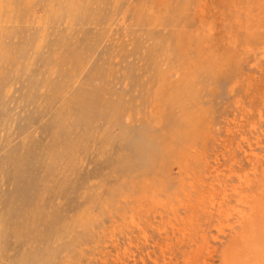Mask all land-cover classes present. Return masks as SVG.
<instances>
[{
	"label": "rangeland",
	"instance_id": "obj_1",
	"mask_svg": "<svg viewBox=\"0 0 264 264\" xmlns=\"http://www.w3.org/2000/svg\"><path fill=\"white\" fill-rule=\"evenodd\" d=\"M0 5V264H219L218 216L179 202L264 145V0Z\"/></svg>",
	"mask_w": 264,
	"mask_h": 264
},
{
	"label": "bare ground",
	"instance_id": "obj_2",
	"mask_svg": "<svg viewBox=\"0 0 264 264\" xmlns=\"http://www.w3.org/2000/svg\"><path fill=\"white\" fill-rule=\"evenodd\" d=\"M81 8V6H78L77 11L79 12ZM240 128L241 125L235 124V131H227L228 133H236ZM256 129L255 124L251 125L250 130L255 131ZM261 135L264 136V130ZM258 137H256L254 142H251L246 136H242L239 139L237 148L243 153L246 168L239 165L236 160H232L229 164H224L220 161L218 155L215 156L213 163L207 167L208 173L213 179L207 183L203 180L193 181L191 184L188 183L194 195L188 194L185 202H179L183 207L199 208L200 211L209 215L216 214L218 216L219 225L217 227V235L213 238L214 243L220 242L222 237L227 234L230 239L219 256V264H264V153L258 151L261 147L264 148V145L261 146L260 137ZM155 142L153 139H149L150 151L153 147H157ZM243 144H246L245 149H243ZM233 179H235V182L231 183ZM197 186L202 187V189L196 191ZM194 220L195 217L193 215L188 218L190 227L193 225ZM183 222L185 221L183 220ZM191 228H180L176 223L170 222L157 228V231L166 240H170V234L174 237L178 236L177 242L182 244L189 237ZM143 240L144 242L147 241L146 235H143ZM160 248L164 257L165 251L171 248V244L167 243ZM217 255L218 247L204 242L189 253L183 261L184 264H214V258ZM141 262L146 264L143 259ZM154 263L159 264L157 260H154ZM164 264H167V262ZM175 264L178 263L175 262Z\"/></svg>",
	"mask_w": 264,
	"mask_h": 264
}]
</instances>
